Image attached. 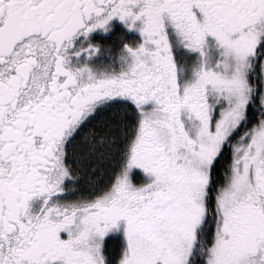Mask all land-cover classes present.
<instances>
[{
    "label": "snow or ice",
    "instance_id": "1",
    "mask_svg": "<svg viewBox=\"0 0 264 264\" xmlns=\"http://www.w3.org/2000/svg\"><path fill=\"white\" fill-rule=\"evenodd\" d=\"M0 264H264V0H0Z\"/></svg>",
    "mask_w": 264,
    "mask_h": 264
},
{
    "label": "flooded vegetation",
    "instance_id": "2",
    "mask_svg": "<svg viewBox=\"0 0 264 264\" xmlns=\"http://www.w3.org/2000/svg\"><path fill=\"white\" fill-rule=\"evenodd\" d=\"M117 24H118V22H117ZM117 30H123V29H121V28L119 27V24H118V28H117ZM128 38L131 39V38H132V35L129 34Z\"/></svg>",
    "mask_w": 264,
    "mask_h": 264
}]
</instances>
